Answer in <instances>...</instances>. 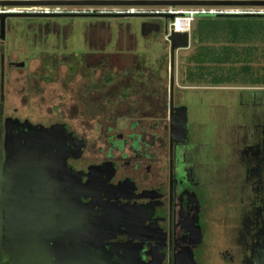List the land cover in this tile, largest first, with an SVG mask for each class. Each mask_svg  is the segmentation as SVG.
Segmentation results:
<instances>
[{"label":"flooded vegetation","instance_id":"1","mask_svg":"<svg viewBox=\"0 0 264 264\" xmlns=\"http://www.w3.org/2000/svg\"><path fill=\"white\" fill-rule=\"evenodd\" d=\"M11 18L33 17H6L3 36L0 18L2 164L29 166L14 177L25 191L6 194L22 202L3 201L2 264H264L263 101L239 105L210 143L193 135L165 68L139 71L137 85L86 86L36 120L8 105L9 69L29 67L6 57ZM149 73L160 79L153 92Z\"/></svg>","mask_w":264,"mask_h":264},{"label":"rangeland","instance_id":"2","mask_svg":"<svg viewBox=\"0 0 264 264\" xmlns=\"http://www.w3.org/2000/svg\"><path fill=\"white\" fill-rule=\"evenodd\" d=\"M54 7L61 10L106 8ZM234 7L249 10L264 8ZM30 8L9 7V10H31ZM199 17L201 16H196ZM146 21L160 23L161 32L143 37L141 26ZM9 22L17 27L7 32L6 57L13 61L28 62L29 66L25 69H9L6 89L8 105L10 109L18 107V114H28L36 120L42 119L52 105L69 103L81 91L85 94L86 86L95 87L97 83L109 79L132 81L137 85L141 76L139 71L154 70L165 74L166 68V78L168 81L170 79V42L166 35L171 19L162 16L33 17L11 18ZM193 52L192 41L188 49L176 51L175 88L188 106L193 135L198 133L211 143L219 125L226 123L227 128L230 118L236 117L234 111L240 112L242 103L246 106L245 103L256 99L264 102V87L249 90L241 88L246 87V84L210 86L208 83L193 85L185 82V70L188 66L186 60ZM261 61L260 64L264 65V60ZM130 71V77H127V72ZM28 74L35 77L31 85L26 83ZM147 75L144 80L149 86L147 91L153 92L160 79L155 75L151 78L150 73ZM185 84L191 87L184 89L182 86ZM94 96L98 97L100 94L96 93ZM226 229H222V233ZM227 233L223 234L226 238Z\"/></svg>","mask_w":264,"mask_h":264},{"label":"trees","instance_id":"3","mask_svg":"<svg viewBox=\"0 0 264 264\" xmlns=\"http://www.w3.org/2000/svg\"><path fill=\"white\" fill-rule=\"evenodd\" d=\"M198 16L191 27L194 52L186 60L185 82L264 86V14Z\"/></svg>","mask_w":264,"mask_h":264},{"label":"water","instance_id":"4","mask_svg":"<svg viewBox=\"0 0 264 264\" xmlns=\"http://www.w3.org/2000/svg\"><path fill=\"white\" fill-rule=\"evenodd\" d=\"M54 6H89V7H109V6H144V7H156V6H173V7H264V0H0V7H54ZM8 16H21V17H122V16H142V15H125V14H113V13H85V12H64V13H0L1 22V34L4 35V19ZM167 19H174L171 14L162 15ZM161 24L158 22L146 21L142 23L141 34L143 37H149L152 33L161 32ZM167 40L170 42V73L171 81L174 83V69H175V55L176 51L180 49H187L190 47L191 34L189 32H172ZM20 66L25 65V63L18 64ZM183 117L178 119V124H181L182 137H186L187 134V112L186 107H182ZM42 130V129H41ZM39 131L43 132V131ZM46 129L45 134L48 133ZM2 140L0 137V226L3 223H7L2 218V205L4 204V199L7 201H14L16 203H21L22 200L14 197H8L7 193H20L25 191L24 185L16 182L14 177H16L17 169L23 165L28 158H24L22 162L21 159L8 160L5 164V170H3L2 164ZM29 160V159H28ZM27 186V185H26ZM28 191V190H27ZM33 191V189H32ZM5 195V196H4ZM19 211V210H18ZM18 213V214H17ZM16 215L21 221L25 217L24 212H17ZM15 214V213H14ZM16 217V216H15ZM21 219V220H20ZM24 224L22 222H16L14 224ZM31 223V222H29ZM1 232V230H0ZM1 242V239H0ZM34 246L30 245L28 247V252L33 258ZM1 244H0V264L1 260ZM17 255L16 257H18ZM25 264V263H24ZM43 264V263H42ZM47 264V263H44ZM49 264V263H48Z\"/></svg>","mask_w":264,"mask_h":264},{"label":"built area","instance_id":"5","mask_svg":"<svg viewBox=\"0 0 264 264\" xmlns=\"http://www.w3.org/2000/svg\"><path fill=\"white\" fill-rule=\"evenodd\" d=\"M31 10H16L20 13H64V12H85V13H113L125 15H142V16H162L171 14L174 19L167 30L166 39L172 32H189L191 33L192 23L196 16L200 14H264V8L260 9H243L240 7L218 8V7H173V6H109L99 10H61L55 7H31ZM35 9V10H33ZM0 8V12H10Z\"/></svg>","mask_w":264,"mask_h":264},{"label":"crops","instance_id":"6","mask_svg":"<svg viewBox=\"0 0 264 264\" xmlns=\"http://www.w3.org/2000/svg\"><path fill=\"white\" fill-rule=\"evenodd\" d=\"M187 49H188V48H187ZM181 50H183V49H181ZM263 87H264V86H258V85H249V86H248V85H247L246 87H241V88H243V89H244V88H247V89H249V90H258V89H261V88H263ZM240 110H241V109H240ZM240 110H239V111H240ZM242 112L245 113L246 110H245V111L242 110ZM231 113H232V112H231ZM240 113H241V112H240ZM233 114H236V117H237V115L239 114V112L237 113V112L234 111ZM236 117H232V118L235 119ZM236 119L239 120V117L236 118Z\"/></svg>","mask_w":264,"mask_h":264}]
</instances>
